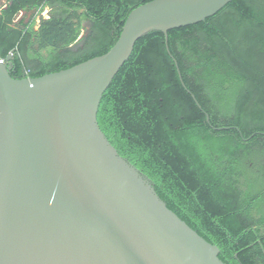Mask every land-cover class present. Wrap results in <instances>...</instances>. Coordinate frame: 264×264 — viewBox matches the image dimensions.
<instances>
[{
	"label": "trees",
	"instance_id": "obj_1",
	"mask_svg": "<svg viewBox=\"0 0 264 264\" xmlns=\"http://www.w3.org/2000/svg\"><path fill=\"white\" fill-rule=\"evenodd\" d=\"M148 1L6 0L0 57L12 53L13 78L69 68L107 52ZM167 46L161 31L135 42L99 127L223 262L264 264V0H230L168 30Z\"/></svg>",
	"mask_w": 264,
	"mask_h": 264
},
{
	"label": "water",
	"instance_id": "obj_2",
	"mask_svg": "<svg viewBox=\"0 0 264 264\" xmlns=\"http://www.w3.org/2000/svg\"><path fill=\"white\" fill-rule=\"evenodd\" d=\"M228 2H145L107 52L39 77L13 78L12 53L0 57V264H226L118 153L97 112L141 36L161 31L168 50V30Z\"/></svg>",
	"mask_w": 264,
	"mask_h": 264
},
{
	"label": "rangeland",
	"instance_id": "obj_3",
	"mask_svg": "<svg viewBox=\"0 0 264 264\" xmlns=\"http://www.w3.org/2000/svg\"><path fill=\"white\" fill-rule=\"evenodd\" d=\"M6 2V0H0V4H3V3H5ZM21 14H19L17 17H19ZM42 15H43V17H47V10H44L43 12H42Z\"/></svg>",
	"mask_w": 264,
	"mask_h": 264
}]
</instances>
